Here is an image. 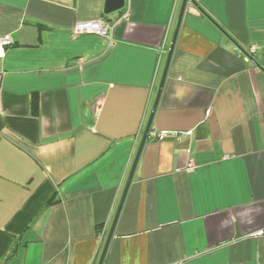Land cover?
Wrapping results in <instances>:
<instances>
[{
  "label": "crops",
  "instance_id": "0c3cea01",
  "mask_svg": "<svg viewBox=\"0 0 264 264\" xmlns=\"http://www.w3.org/2000/svg\"><path fill=\"white\" fill-rule=\"evenodd\" d=\"M105 1L0 0V264H98L182 5ZM259 230L264 0L188 1L103 264H264Z\"/></svg>",
  "mask_w": 264,
  "mask_h": 264
},
{
  "label": "water",
  "instance_id": "95a60500",
  "mask_svg": "<svg viewBox=\"0 0 264 264\" xmlns=\"http://www.w3.org/2000/svg\"><path fill=\"white\" fill-rule=\"evenodd\" d=\"M188 1L193 2L194 0H182V5H181L180 11H179V15H178L177 23H176V26H175V29H174V33H173V36H172L171 44H170V47H169V50H168V53H167V58H166L165 66H164V69H163V72H162V76H161V79H160V82H159V85H158L157 93H156V96H155V99H154V102H153V105H152V108H151V111H150L146 126L144 128L142 138H141L139 146L137 148L133 163L131 165V168H130V171H129V174H128V177H127V180H126V183H125V186H124V189H123L119 204H118V206L116 208V212H115V215L113 217V222H112V225L110 227V231H109V233L107 235V239H106V241L104 243V246H103L99 261H98V264H103V261H104V258H105V255H106L110 240H111L112 235H113L115 224L117 222V219H118L120 210L122 208L125 196L127 194L129 185H130V183L132 181L133 174H134V171L136 169V165H137V162L139 160L141 151H142V149L144 147V144L146 142V138L148 137L149 130L151 128L152 119H153L155 110L157 108L158 100H159L160 94L162 92L163 84H164V81H165V78H166V75H167L168 66H169L171 55H172V52H173V49H174V45H175L178 29H179L183 14L185 12V7H186V4H187ZM124 3H125L124 0H106L103 12H104V14L107 15V14H110L112 12L119 11L120 9H122L124 7Z\"/></svg>",
  "mask_w": 264,
  "mask_h": 264
},
{
  "label": "built area",
  "instance_id": "2783aa9c",
  "mask_svg": "<svg viewBox=\"0 0 264 264\" xmlns=\"http://www.w3.org/2000/svg\"><path fill=\"white\" fill-rule=\"evenodd\" d=\"M111 28V24L102 19L98 21H89V22H78L73 27V33L75 35L78 34H94L97 36L107 37L108 32ZM14 45V41L9 36L0 37V58L5 55V50L8 47H12ZM254 52V49L250 50V54ZM248 58V57H247ZM247 58H245L247 60ZM193 167L190 166L187 169V172H192ZM253 237L264 238V230H259Z\"/></svg>",
  "mask_w": 264,
  "mask_h": 264
}]
</instances>
